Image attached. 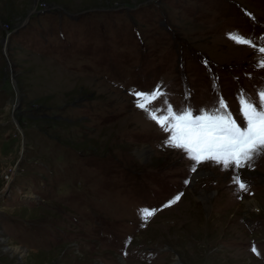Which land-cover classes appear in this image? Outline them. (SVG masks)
<instances>
[{
    "label": "rangeland",
    "instance_id": "1",
    "mask_svg": "<svg viewBox=\"0 0 264 264\" xmlns=\"http://www.w3.org/2000/svg\"><path fill=\"white\" fill-rule=\"evenodd\" d=\"M261 47L264 0H0V264H264V155L197 164L134 103L239 122Z\"/></svg>",
    "mask_w": 264,
    "mask_h": 264
},
{
    "label": "snow or ice",
    "instance_id": "2",
    "mask_svg": "<svg viewBox=\"0 0 264 264\" xmlns=\"http://www.w3.org/2000/svg\"><path fill=\"white\" fill-rule=\"evenodd\" d=\"M229 38L239 44H253L255 39L238 33L229 34ZM259 51L264 52V47L259 48ZM158 88L159 86L151 93L135 92L134 103L164 131L171 132L170 138L164 141L165 144L185 150L188 157L197 164L212 160L226 168L233 164L243 167L246 162L264 155V89L257 92L256 98L247 97L243 93L238 96L241 114L238 122L233 118V114L227 111L228 106L223 98L217 101L218 107L213 114L204 109L199 110L203 112L202 115L193 116V111L184 109H177L181 114H176L173 106L168 104L166 114L158 116L156 108L149 110L147 107L149 102L156 100L160 95ZM234 180L239 190L247 191L246 181H241L239 176L234 177ZM179 199L180 194L166 206L176 203ZM154 211L141 209L145 218L153 215ZM253 251H256L255 246Z\"/></svg>",
    "mask_w": 264,
    "mask_h": 264
},
{
    "label": "trees",
    "instance_id": "3",
    "mask_svg": "<svg viewBox=\"0 0 264 264\" xmlns=\"http://www.w3.org/2000/svg\"><path fill=\"white\" fill-rule=\"evenodd\" d=\"M107 57H108V55H107ZM109 63V62H108ZM108 68H109V70H110V64L108 65ZM137 204H141V203H137Z\"/></svg>",
    "mask_w": 264,
    "mask_h": 264
},
{
    "label": "bare ground",
    "instance_id": "4",
    "mask_svg": "<svg viewBox=\"0 0 264 264\" xmlns=\"http://www.w3.org/2000/svg\"><path fill=\"white\" fill-rule=\"evenodd\" d=\"M264 157V156H263ZM16 251V250H15Z\"/></svg>",
    "mask_w": 264,
    "mask_h": 264
}]
</instances>
